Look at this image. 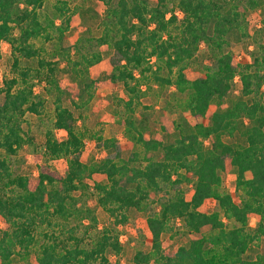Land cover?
I'll return each mask as SVG.
<instances>
[{
    "label": "trees",
    "instance_id": "1",
    "mask_svg": "<svg viewBox=\"0 0 264 264\" xmlns=\"http://www.w3.org/2000/svg\"><path fill=\"white\" fill-rule=\"evenodd\" d=\"M241 2L107 0L101 35L94 40L77 38L72 57V49L61 46L70 22L65 1L53 4L49 15L41 11L46 0H0V41L12 47L13 69L19 59L37 57L39 65L34 73L33 68L20 69L0 87L1 263L34 254L30 264H120L107 254L121 251L113 229L133 207L147 213L151 234V250H137L134 264H264V254L247 255L264 237V53L254 55L250 63L233 62L230 36L242 25ZM244 7L260 8L257 34L263 37L264 0H246ZM38 38L57 42L59 53H53V60L38 56L34 43ZM104 52L109 53V79L121 82L127 94L120 122L133 147L123 158L116 137L97 135L95 145L105 154L87 164L81 160L84 134L77 130L73 112L63 106L65 90L55 73L64 62L77 88L79 102L74 105L83 107L98 86L88 69L102 60ZM199 55L207 61L204 70L188 77L184 70ZM163 68L166 75L159 73ZM40 74L54 106L52 125L40 148L50 160L64 158L67 166L60 173L36 161L38 173L32 181L14 172L12 165L24 145L38 148L22 123L26 112L41 114L43 101L30 83V76ZM147 76L161 88L173 86L184 97L180 105L187 118L172 120L173 130L165 139L147 137L148 125L134 118L149 88L148 84L141 88ZM235 76L240 79V96L223 106ZM53 129L63 130L66 137L57 140ZM226 136L235 141H225ZM205 139L210 140L208 145ZM226 162L235 174L238 203L223 188ZM94 173L106 177L94 182L92 193L113 219V228L98 229L94 208L74 195L89 188L85 180ZM184 185L192 187L189 198ZM206 201L213 203L211 209L200 210ZM250 216L257 218L254 227L248 224ZM177 219L187 240L170 253L162 248L161 236L172 232ZM204 227L208 230L202 232Z\"/></svg>",
    "mask_w": 264,
    "mask_h": 264
},
{
    "label": "rangeland",
    "instance_id": "2",
    "mask_svg": "<svg viewBox=\"0 0 264 264\" xmlns=\"http://www.w3.org/2000/svg\"><path fill=\"white\" fill-rule=\"evenodd\" d=\"M65 1L69 11L65 14L69 16L70 22L67 31L64 33L61 41V46L70 47L72 57L73 46L77 38H88L94 40L102 33L100 25L101 20L104 18L107 8V0H46V6L41 9L42 13L51 15V6L55 3ZM111 1V0H110ZM246 0H242L239 13L241 15L242 25L239 30L231 33L230 48L233 52L234 64H246L253 61L254 55L264 53L261 46H264V36L261 37L257 31L261 26V13L260 8H245ZM150 4H154L156 0H149ZM55 22L60 23V19H55ZM53 34L54 30H51ZM18 31L15 29L14 34ZM53 37V35H52ZM54 38V37H53ZM93 42V41H92ZM35 48L39 51V57H45L47 60H53L51 56L57 52V42L55 40H34ZM260 44V45H259ZM89 48L92 44H87ZM12 47L5 41H0V87L3 85L5 78L17 75L19 70L25 67L38 69V58L26 62L22 59L18 60L17 70L13 69ZM104 52L102 60L88 69V74L91 79L98 80V86L94 89L93 97L83 107H76L74 102H79L76 96V85L73 78L68 71V67L63 62L59 66V71H56L55 76L60 82L61 87L65 90L62 97L63 106L70 109L74 116L77 118V130L84 134V145L81 154V160L84 163L90 164L99 160L105 151L102 148L96 147L95 137L101 135L103 138L116 137L121 145V155L127 158L132 150V142L124 136V127L120 120L125 117L124 101L127 99L123 84L119 81H111L109 73L111 65L109 64L108 55ZM206 59L204 55H199L190 60L184 72L188 77L200 75L203 72V67ZM151 70L156 67L155 61L150 60ZM208 64V63H206ZM166 69L160 70V74L166 75ZM40 72L43 70L40 69ZM148 74V73H146ZM139 73L136 72V77ZM145 81L147 83H145ZM30 83L32 84L33 93L43 101L41 114L35 115L26 112L22 127L27 136L31 137L36 149L31 145H24L19 149L15 156L13 166L14 172L27 176L30 180L34 181L37 177L36 161L41 163H48L51 167L60 173H64L66 169V160L59 158L50 160L43 155L41 145L45 141V131L51 127V122L54 118V106L52 98L46 90L47 83L43 79L42 74L38 77L30 76ZM149 86L146 94L141 97L140 103L137 104L134 111V118L136 120L142 119L148 128L144 131L147 137H159L165 139L169 137V132H172V120L179 122V118H187L184 112H181L180 102L183 96L174 92V87H159L151 77L142 78L141 88L145 89ZM241 83L238 76H235L229 94L223 101V106H227L232 100L240 96ZM3 100V94H0V103ZM145 118V119H144ZM208 123V120L205 121ZM55 138L63 140L66 135L61 129H53ZM227 142L235 141L234 138L229 136L224 137ZM209 139L204 140V144L208 145ZM1 154V151H0ZM223 188L230 193L234 202L238 203L240 199V192L235 186V174L229 162H226L225 169L222 172ZM89 185L86 191H75L74 195L80 201L86 203L88 206L93 207L96 215V226L98 229L103 227L113 228L114 221L109 215L98 205L96 196L92 193L94 182H104L106 177L101 173H94L90 178L85 180ZM184 191L187 198L192 193L191 185H184ZM212 202L206 201L201 207L202 211H209L212 207ZM126 220L119 222L114 226L113 232L118 235V240L121 244V251L116 254L109 252L107 254L109 260L118 261L120 264H134L132 257L137 250L148 252L151 250V234L146 224V212H140L133 207L126 210ZM85 222H88L85 220ZM229 224V221L225 219ZM257 218L250 216L248 224L251 227L256 225ZM174 229L170 233H163L162 248L170 253H173L178 246L185 243L187 235L183 232L182 221L176 220ZM4 224L0 221V228ZM95 229L89 232L93 234ZM208 230L204 227L202 232ZM199 235V234H195ZM88 236V235H87ZM87 242V240H86ZM257 254H264V237H262L252 250L247 252V255L254 257ZM35 255L31 254L28 261L15 256L12 262L8 264H30L34 261ZM0 264H4L1 263ZM149 264H154L153 262Z\"/></svg>",
    "mask_w": 264,
    "mask_h": 264
}]
</instances>
